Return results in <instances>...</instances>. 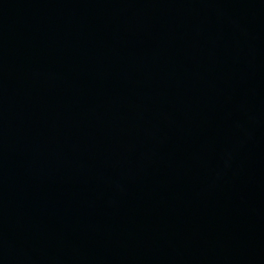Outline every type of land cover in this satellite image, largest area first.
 Masks as SVG:
<instances>
[{"label":"water","instance_id":"obj_1","mask_svg":"<svg viewBox=\"0 0 264 264\" xmlns=\"http://www.w3.org/2000/svg\"><path fill=\"white\" fill-rule=\"evenodd\" d=\"M0 264H264V0H0Z\"/></svg>","mask_w":264,"mask_h":264}]
</instances>
